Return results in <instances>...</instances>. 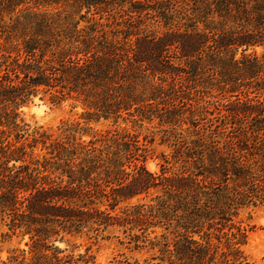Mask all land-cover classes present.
Segmentation results:
<instances>
[{
  "label": "trees",
  "instance_id": "trees-1",
  "mask_svg": "<svg viewBox=\"0 0 264 264\" xmlns=\"http://www.w3.org/2000/svg\"><path fill=\"white\" fill-rule=\"evenodd\" d=\"M6 1L0 223L29 235L30 256L20 263L86 262L55 241L118 228L133 249L158 253L108 264H264L244 253L248 227L239 217L247 207L264 209V0H94L89 7L106 22L91 17L81 27L72 13L39 7L57 0H34L15 16L21 0ZM118 18L124 31L110 27ZM39 91L54 103L76 101L82 120L61 121L57 135L41 126L30 133L19 109ZM192 91L202 94L189 121L216 98L220 123L172 145L183 162L175 172L147 170L138 136L117 126L82 138L91 121L148 120L147 104L191 101ZM155 116L180 119L168 109ZM151 189L161 193L155 203L138 200Z\"/></svg>",
  "mask_w": 264,
  "mask_h": 264
},
{
  "label": "rangeland",
  "instance_id": "rangeland-1",
  "mask_svg": "<svg viewBox=\"0 0 264 264\" xmlns=\"http://www.w3.org/2000/svg\"><path fill=\"white\" fill-rule=\"evenodd\" d=\"M57 1V3L39 7L50 11L59 9L63 13H72L80 21V27L88 25L91 17H102L101 19H103L106 14L100 15V13H97L96 11L98 10L94 8V4L92 7H89L88 2L94 3V0ZM21 2L15 9L14 16L16 13L28 11L31 6L35 5L34 0H21ZM0 4L1 6H5L6 9H11V7L9 8L7 6L6 0H0ZM8 17L9 15H6L7 21H9ZM103 20L106 22L105 18ZM121 22L119 18L115 19L110 26L112 27L111 29L114 28L117 31H124V26L115 24ZM262 50V47H257L258 52ZM165 79L168 83H176V86L180 81V79L173 77H165ZM178 89L179 87L176 88V90ZM200 94H202L201 91L199 93L192 91L190 96L195 100L192 99L191 101L188 99L183 101H172L169 99V101H163L160 104L157 102L147 104L146 106H150L148 116L151 119L144 121L134 120L126 114L116 124L112 120L91 121L89 123L90 128H86L87 132L82 134V138L87 140L93 134L117 126L119 129H124L138 136L140 144L145 150V166L147 170L159 173L160 169L165 165L168 170L175 172L183 162L179 159L174 161L177 152H175L174 146L172 145L176 144V142L184 143L200 138L208 133L209 124L214 123V125H218L220 123L222 104L217 102L216 98H212L210 104H207L206 113L202 116H196L197 118L194 123H192L193 120L191 122L189 121V113L195 108L197 104L196 100L199 99ZM196 96L198 99H196ZM165 109L178 112L180 119L175 123L167 124L161 122L155 115H161L165 112ZM81 111V105L76 104V101L73 99H67L62 103H54L48 98V93L44 94L41 91L38 94L32 95L27 104L19 109L20 117L30 126V133L35 128L41 126L43 129L53 131L55 135L60 132L58 127L60 128L61 121L68 119L71 121L82 120L80 118ZM206 116L208 117V121L205 119ZM36 153L39 154L36 158L42 159L41 154L44 151L38 148L36 149ZM159 194H161L159 190L151 189L148 194L141 195L138 200L141 202L155 203V197ZM136 200L133 199L132 202ZM239 217L243 221V225L248 227V240L243 246L244 253L252 260L258 263H264V209L262 207H247L240 211ZM159 230L158 228L157 234ZM125 237L126 234L118 228H108L104 231V237L95 236L91 231L65 234L62 240L58 238L55 241V245L61 249H66L64 253L73 251L75 255L81 254L86 262H81L80 264H108L114 257L121 258L122 256L120 257V255H124L132 261L137 259L143 262L145 258H149L158 253L157 249H151L149 247L133 249L126 243L127 239ZM151 238L153 239V235ZM30 244L31 240L29 235H23L18 230L11 231L4 222L0 223V264H21L20 261L30 256Z\"/></svg>",
  "mask_w": 264,
  "mask_h": 264
}]
</instances>
